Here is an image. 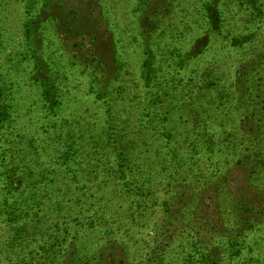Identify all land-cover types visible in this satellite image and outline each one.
Listing matches in <instances>:
<instances>
[{
    "label": "rangeland",
    "instance_id": "obj_1",
    "mask_svg": "<svg viewBox=\"0 0 264 264\" xmlns=\"http://www.w3.org/2000/svg\"><path fill=\"white\" fill-rule=\"evenodd\" d=\"M194 250L264 264V0H0V264Z\"/></svg>",
    "mask_w": 264,
    "mask_h": 264
},
{
    "label": "trees",
    "instance_id": "obj_2",
    "mask_svg": "<svg viewBox=\"0 0 264 264\" xmlns=\"http://www.w3.org/2000/svg\"><path fill=\"white\" fill-rule=\"evenodd\" d=\"M194 255H196L197 258L192 257L191 258L192 259L191 262L189 261L190 263L195 262V263H198V264H201V263L203 264V261H206L207 260V256H203V255L199 254L198 250H194L193 256ZM111 259H113V258H111ZM111 259H107L106 258L105 260H102V258H101L97 262L98 263H102V264H111L110 262H107V260L111 261ZM67 261H68V264H79L81 262H82V264H85V259H83L82 257H80L79 259H76L74 257V255H69L67 257ZM93 261L94 260H92V262ZM119 264H121V263H119Z\"/></svg>",
    "mask_w": 264,
    "mask_h": 264
}]
</instances>
